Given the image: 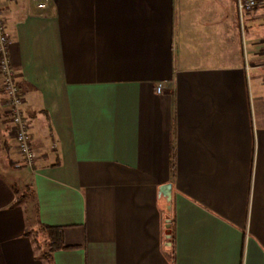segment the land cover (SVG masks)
Returning a JSON list of instances; mask_svg holds the SVG:
<instances>
[{
    "label": "crops",
    "instance_id": "crops-1",
    "mask_svg": "<svg viewBox=\"0 0 264 264\" xmlns=\"http://www.w3.org/2000/svg\"><path fill=\"white\" fill-rule=\"evenodd\" d=\"M0 5L35 156L0 73V264H264L263 5ZM30 222L63 229L44 261Z\"/></svg>",
    "mask_w": 264,
    "mask_h": 264
},
{
    "label": "built area",
    "instance_id": "built-area-1",
    "mask_svg": "<svg viewBox=\"0 0 264 264\" xmlns=\"http://www.w3.org/2000/svg\"><path fill=\"white\" fill-rule=\"evenodd\" d=\"M10 1V0H0ZM40 9L46 7L48 0H32ZM263 5L264 0H238V8L240 12L251 11L256 7ZM7 12L5 5H0V73L4 79V91L8 97L9 117L11 123V132L15 138L18 150L24 158L28 166H33L34 153L30 144V137L28 133V124L24 119L22 113L23 100L20 94V88L15 81L14 72L10 63V49L9 40L5 30V22L3 14ZM163 86L157 87V92L162 93Z\"/></svg>",
    "mask_w": 264,
    "mask_h": 264
},
{
    "label": "rangeland",
    "instance_id": "rangeland-1",
    "mask_svg": "<svg viewBox=\"0 0 264 264\" xmlns=\"http://www.w3.org/2000/svg\"><path fill=\"white\" fill-rule=\"evenodd\" d=\"M5 179L9 180L10 183H13L15 191L18 193V197H21L24 192V186L22 185V182L20 179H17V177H11L4 175ZM21 205H25L28 202V199H24L23 197L19 201ZM28 218L29 221H31L34 217L32 213L28 212ZM30 228H28L25 232V235L31 239L34 245V251L39 259L44 261V256L47 252V244H48V236L46 233L39 227L34 226L30 222Z\"/></svg>",
    "mask_w": 264,
    "mask_h": 264
},
{
    "label": "trees",
    "instance_id": "trees-1",
    "mask_svg": "<svg viewBox=\"0 0 264 264\" xmlns=\"http://www.w3.org/2000/svg\"><path fill=\"white\" fill-rule=\"evenodd\" d=\"M42 230L48 236L47 255H50L51 253L61 248L63 229L60 227L44 226Z\"/></svg>",
    "mask_w": 264,
    "mask_h": 264
}]
</instances>
